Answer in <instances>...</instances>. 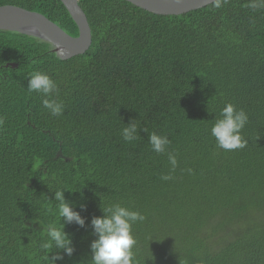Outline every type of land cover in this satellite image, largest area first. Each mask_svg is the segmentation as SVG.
Wrapping results in <instances>:
<instances>
[{"label": "trees", "instance_id": "1", "mask_svg": "<svg viewBox=\"0 0 264 264\" xmlns=\"http://www.w3.org/2000/svg\"><path fill=\"white\" fill-rule=\"evenodd\" d=\"M249 3L158 16L123 0H78L92 43L68 60L0 31V264H48L40 244L50 223L65 224L74 248L55 264H90L91 221L113 203L146 217L132 226L140 264H264V7ZM5 5L78 35L59 0ZM36 71L56 82L47 98L63 103L61 116L27 90ZM226 103L248 116L242 149H220L211 135ZM133 122L137 139L126 142ZM152 132L168 137L165 153L151 150ZM60 188L83 227L60 220Z\"/></svg>", "mask_w": 264, "mask_h": 264}, {"label": "clouds", "instance_id": "2", "mask_svg": "<svg viewBox=\"0 0 264 264\" xmlns=\"http://www.w3.org/2000/svg\"><path fill=\"white\" fill-rule=\"evenodd\" d=\"M212 3L217 8L221 6V0H212ZM249 7H264V0H250ZM27 90L41 95L43 98L42 106L52 116L58 117L63 114V103L47 98L58 91L56 82L48 74L41 71L31 73ZM247 123L248 116L243 109L237 110L232 103H226L210 130L217 147L225 151L246 147L247 141L241 133ZM137 131L138 126L133 122L122 129V138L126 142H131L137 139ZM170 143L167 136L155 132L149 134L151 150L157 154L165 153ZM168 162L172 170H175L178 164L177 154L168 152ZM188 171L191 172V169ZM161 179L170 180L172 177L171 175H162ZM55 199L59 202L56 209L60 220L62 218L67 224L74 222L83 227L84 219L78 212L73 211L72 207L64 200L63 188L55 192ZM102 212L104 213L103 216L94 217L91 221L97 239L90 245V264H140L133 252L137 241L132 234V226L138 222H144L146 217L138 211H132L122 206L120 203L102 207ZM64 226V223H60L59 226L50 223L46 226L47 238L41 242L40 248L48 253L45 257L48 264H55L56 260L63 259L59 250L68 256L74 252L71 237L63 230ZM53 249L57 250L55 255H52Z\"/></svg>", "mask_w": 264, "mask_h": 264}, {"label": "water", "instance_id": "3", "mask_svg": "<svg viewBox=\"0 0 264 264\" xmlns=\"http://www.w3.org/2000/svg\"><path fill=\"white\" fill-rule=\"evenodd\" d=\"M77 27L78 35L71 37L43 15L5 5L0 6V31H9L51 46L60 60L83 55L91 46V31L78 0H59ZM141 10L158 16H181L212 4V0H123ZM16 67V65H11Z\"/></svg>", "mask_w": 264, "mask_h": 264}]
</instances>
